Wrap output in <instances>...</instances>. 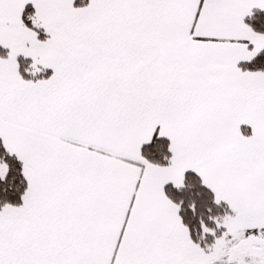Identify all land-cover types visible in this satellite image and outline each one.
Masks as SVG:
<instances>
[{
	"label": "snow or ice",
	"instance_id": "snow-or-ice-1",
	"mask_svg": "<svg viewBox=\"0 0 264 264\" xmlns=\"http://www.w3.org/2000/svg\"><path fill=\"white\" fill-rule=\"evenodd\" d=\"M0 264H264V0H0Z\"/></svg>",
	"mask_w": 264,
	"mask_h": 264
}]
</instances>
